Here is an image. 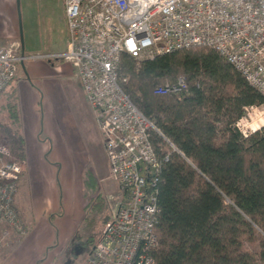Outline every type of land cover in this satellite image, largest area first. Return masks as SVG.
<instances>
[{"label": "built area", "instance_id": "obj_1", "mask_svg": "<svg viewBox=\"0 0 264 264\" xmlns=\"http://www.w3.org/2000/svg\"><path fill=\"white\" fill-rule=\"evenodd\" d=\"M63 9L65 49L31 58L71 63L102 132L110 174L123 193L80 264H155L158 187L169 152H157L154 134L179 151L123 91L121 56L142 61L194 46L212 48L264 97V0H63ZM25 58L18 42L0 47V94ZM183 88L179 79L157 87L155 93ZM245 121L242 116L235 122L244 137L264 126L251 127ZM2 139L0 247L11 234L27 230L14 204L25 161Z\"/></svg>", "mask_w": 264, "mask_h": 264}, {"label": "trees", "instance_id": "obj_2", "mask_svg": "<svg viewBox=\"0 0 264 264\" xmlns=\"http://www.w3.org/2000/svg\"><path fill=\"white\" fill-rule=\"evenodd\" d=\"M118 74L132 103L179 151L154 134L157 152H169L158 187L155 264H264V126L246 137L235 127L264 97L203 46L142 61L124 54ZM179 79L180 92L155 93ZM19 130L16 95L6 87L0 135L23 158Z\"/></svg>", "mask_w": 264, "mask_h": 264}, {"label": "rangeland", "instance_id": "obj_3", "mask_svg": "<svg viewBox=\"0 0 264 264\" xmlns=\"http://www.w3.org/2000/svg\"><path fill=\"white\" fill-rule=\"evenodd\" d=\"M14 7L27 57L18 63L19 78L25 74L27 62L40 60L52 70L49 77L60 79L62 76L54 74L49 58L35 59L31 55L62 51L65 41L63 0H14ZM0 47L4 46L0 44ZM71 73L67 87L59 82L61 89L51 94V102L45 104L38 94L36 105L31 109L27 131L33 159L36 216L31 217L26 212L25 205L32 204V199L24 176L14 194V204L27 230L18 236L21 238L11 234V240L0 247V264L16 250L6 264H80L97 243L105 222L121 198L115 182L101 181L109 172L106 152L100 135L93 132L96 127L91 111L83 104L85 93L77 86L75 71ZM27 78L33 86V78ZM263 110L262 106L247 107L243 116L247 119L245 124L261 126ZM84 114L86 125L83 124ZM49 204L51 212L55 209L56 212L44 217L42 211L47 210Z\"/></svg>", "mask_w": 264, "mask_h": 264}, {"label": "crops", "instance_id": "obj_4", "mask_svg": "<svg viewBox=\"0 0 264 264\" xmlns=\"http://www.w3.org/2000/svg\"><path fill=\"white\" fill-rule=\"evenodd\" d=\"M63 12H64V9H63ZM64 28H65L64 29L65 41L63 43L62 50L65 49L67 38H68V31H67V26L65 23V18H64ZM11 42L12 43L18 42L20 44V47H21V52L24 55H26L25 48H24L25 46H24L23 37H22V31H21V24L19 22V16L17 14V10L14 7V0H0V44H1V46L5 47V46L10 45ZM54 51H56V50H54ZM51 53H49V54H51ZM48 61H49L50 65L53 66V68L55 70L54 74L55 75L59 74L62 76V77L60 76L61 77L60 79L54 78V77H49V75L52 72L50 67H48V65H46L43 61L35 60V61H31V63L27 62L26 66H25V70H24V72H25L24 75L27 74V76L24 77L25 79L22 78L24 75L21 78H19L18 67H17L16 77L7 86V88H11L14 91V93L16 95V99H17V107H18V115H19V123H20L19 132L22 135L23 142H24L23 159L25 162H24L23 177L25 176V178H27L28 187H30V189H29L30 197L29 198L32 199L31 200L32 204L30 203V205H25V208H26V212H28L27 214H29L31 217L36 216V211H35V207H34L35 197H34V189H33V183H34L33 179L34 178L32 176L33 175V159L31 158V153H30L29 147H28L29 137H28V131H27V127L29 126V120L31 119V109L33 110L34 106L36 105V99H37L38 94L40 95L42 102H44L45 104L48 102H51V94L53 95V94L57 93L59 91V89H61V84L59 82L62 83L64 88L67 87V85H68L67 77L72 74L71 73L72 71L74 72V69H73V66L71 65V63L64 61L63 59H50ZM62 62H64V63H62ZM27 77L33 78V82H34L33 86H31L29 84V80ZM75 79H76L75 81H77V83H78L77 86L82 89L81 83H80L77 76L75 77ZM69 93H72V91L70 90ZM83 104L91 111V114H92L93 119H94V124L96 127L95 131H93V132H95V134L97 133L100 135L101 146L103 148L102 132L98 128L94 110L89 105V103L86 99V96H85V98L83 96ZM88 115L90 116V114H88ZM83 116H84L83 117V124L86 125L87 124L86 115L84 114ZM103 150H104V148H103ZM106 158H107V156H106ZM107 164L109 166L108 159H107ZM108 179H111L113 182H115L117 184L118 189H119L117 181L110 174V170H109L108 174H106L104 176V178H101V181L103 182V181H106ZM31 188L33 189L32 191H31ZM25 194H26V192H25ZM122 197H123V193L121 192V198L118 200V202L122 199ZM86 204H87V202H86ZM86 204H85V206H86ZM51 209H52L51 204H49L47 210L43 209V211H42L43 216L44 217L47 216V214H49L51 212ZM17 210H18V213L20 216L21 212L19 211L18 208H17ZM54 212H56V209L54 210ZM54 212H51V213H54ZM20 218H21V216H20ZM27 224H30V223L27 222ZM30 228H31V225L29 226V229ZM16 252H17V250L15 252H13L12 255H15ZM12 255L9 256L10 258L8 257V260L5 261L4 264H6L7 262L10 261Z\"/></svg>", "mask_w": 264, "mask_h": 264}]
</instances>
